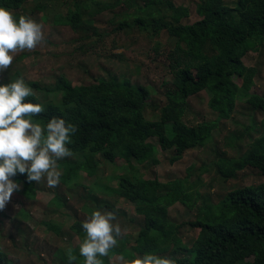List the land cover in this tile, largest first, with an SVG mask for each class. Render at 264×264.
<instances>
[{"label":"trees","instance_id":"obj_1","mask_svg":"<svg viewBox=\"0 0 264 264\" xmlns=\"http://www.w3.org/2000/svg\"><path fill=\"white\" fill-rule=\"evenodd\" d=\"M29 1L0 0V7L17 12ZM58 1H63L67 13L57 16L56 23L71 26L76 32L89 30L90 16L120 6H138L137 0ZM142 1L144 5L137 8L139 16L134 24L155 35L166 31L176 39L174 48L167 54L174 82L167 92L168 103L162 108L160 120L147 117L150 89L130 80L113 78L75 86L60 78L53 90L27 83L43 94L26 99V102L40 103L44 107V112L33 117V122L46 125L52 117H62L78 128L68 147L74 156L84 161L65 162L64 167L66 164L73 166L64 169L68 181L78 177L83 169L94 167L97 156L111 163L123 158L128 163L135 159L152 160L158 165L155 148L149 143L152 138L160 140L162 149L175 151V160L181 159L187 152L206 146L213 139L216 128L213 122L204 121L194 126L186 122L189 100L207 90L210 94L208 106L221 119L228 120L239 98L251 89L256 70L245 66L243 58L251 51L264 48V0H237L234 6L223 0H198L200 20L191 25L181 23V16H188V12L178 13L172 2ZM164 6L175 10V14L165 15ZM127 26L121 24V27ZM236 77L241 79L240 85L233 81ZM18 78L21 76L2 84ZM59 93L58 100L48 99L50 94ZM245 104L250 111L260 112L264 117L262 97L250 95ZM221 163L225 179L247 168L257 170L264 177V134L251 142L243 157L221 159ZM12 179L23 185L30 198L35 197V182L28 181L26 174L17 173ZM108 191L135 204L147 216V227L135 241L134 250L140 256L169 254L176 259V264H264V183L236 189L216 204L199 193L197 184H189L186 180L163 185L128 176L121 180L117 189ZM55 201L63 203L61 197ZM179 202L192 211L197 210L196 220L188 224L199 230L192 248L183 245L179 239L180 227L170 217V207ZM82 223L76 222L72 230L84 239L86 233ZM122 245L110 253L130 256L124 242ZM80 256L75 258L80 259Z\"/></svg>","mask_w":264,"mask_h":264},{"label":"rangeland","instance_id":"obj_2","mask_svg":"<svg viewBox=\"0 0 264 264\" xmlns=\"http://www.w3.org/2000/svg\"><path fill=\"white\" fill-rule=\"evenodd\" d=\"M161 1L172 2L178 13L186 10L188 16H181V23L185 25L200 20L198 0ZM236 1L223 0L229 6H234ZM63 4L58 0H30L20 11H13L17 20L20 15H27L41 22L45 39L34 50L16 53L9 69L0 72V84L13 80L17 75L28 84L37 83L50 90L55 89L60 78L75 86L113 78L130 80L150 89L147 117L153 121L160 120L162 108L168 103L167 92L174 82L167 54L174 48L176 39L166 31L155 35L134 24L139 16L137 8L144 5L142 0H137V8L120 6L90 16L89 30L81 32L56 23L57 16L67 13ZM163 12L167 16L175 14V10L170 11L166 6ZM123 23L128 26L121 27ZM243 63L254 68L256 75L249 92L237 101L230 119H221L208 106L210 94L207 90L189 100L185 118L189 125L204 121L216 124L213 139L206 146L191 150L175 160V151L162 149L160 140L152 138L149 143L155 148L158 165L152 160L142 162L135 159L128 163L123 158L111 163L103 156H97L95 166L83 169L72 181H68L64 169L73 166L66 164L64 167V164L66 161L80 163L83 158L66 157L57 162L62 171L59 185L48 188L46 180L35 182L36 195L31 198L28 192L25 194L23 185L17 182L20 190L14 192L10 202L0 210V264H84V257L79 253V243L83 238L72 230V226L100 209L116 213L124 233L118 238L117 248H121L124 242L131 254L125 258H135L139 255L134 250L135 241L147 227V216L135 204L108 191L117 189L124 177L163 185L186 180L189 184H197L199 193L214 204L236 189L264 183V177L252 168L238 171L228 179L221 171V159L243 157L251 142L264 134L263 114L250 111L245 104L253 94L264 99V48L247 53ZM233 81L241 84L238 77ZM34 94L43 96L37 91ZM60 95L50 94L48 99L54 100ZM169 130L172 135V124ZM58 197L63 199V203L55 201ZM201 205L202 200L198 208ZM196 215L197 210L192 211L181 202L170 207V217L180 227L179 239L188 248L193 247L199 235L198 229L188 225L196 220ZM70 255L81 258L73 261L69 259ZM118 256L109 253L101 259L104 264H119Z\"/></svg>","mask_w":264,"mask_h":264},{"label":"clouds","instance_id":"obj_3","mask_svg":"<svg viewBox=\"0 0 264 264\" xmlns=\"http://www.w3.org/2000/svg\"><path fill=\"white\" fill-rule=\"evenodd\" d=\"M43 27L27 15L17 20L11 9L0 7V72L9 69L16 53L34 50L44 41ZM34 95L23 77L0 84V210L20 190L12 179L17 173L26 174L30 182L46 180L48 188H55L62 175L57 162L74 156L68 145L77 126L62 117H52L46 125L33 122V117L44 112L40 103L26 102ZM82 228L86 236L79 243V253L84 264H104L101 258L118 247V238L124 234L116 213L106 209L94 210ZM69 259L74 261L75 257L70 255ZM117 260L119 264H176L175 258L155 253L133 259L120 254Z\"/></svg>","mask_w":264,"mask_h":264}]
</instances>
